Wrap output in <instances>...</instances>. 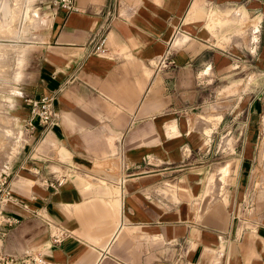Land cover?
Returning <instances> with one entry per match:
<instances>
[{
	"label": "crops",
	"instance_id": "crops-1",
	"mask_svg": "<svg viewBox=\"0 0 264 264\" xmlns=\"http://www.w3.org/2000/svg\"><path fill=\"white\" fill-rule=\"evenodd\" d=\"M32 1L0 0V42L22 67L28 43L11 39L40 38L29 91L53 93L59 118L43 130L34 116L10 163L19 202L4 212L19 222L0 235V253L32 251L44 264H264V0H39L44 18ZM242 56L254 78L211 114L218 87L235 91L239 77L224 80ZM190 113L197 136L231 113L238 146L227 158L221 146L156 142ZM54 226L68 232L58 243Z\"/></svg>",
	"mask_w": 264,
	"mask_h": 264
},
{
	"label": "rangeland",
	"instance_id": "rangeland-1",
	"mask_svg": "<svg viewBox=\"0 0 264 264\" xmlns=\"http://www.w3.org/2000/svg\"><path fill=\"white\" fill-rule=\"evenodd\" d=\"M33 5L38 7L39 15L41 18H44L45 10L40 6L39 0H33ZM7 25V23L2 24V27ZM10 25V24H8ZM255 25V24H254ZM43 27V23H39L36 28L32 31L35 34H39L41 28ZM252 28H256L252 26ZM252 29V31L254 30ZM26 29L24 30V32ZM245 29L240 32L241 35H245ZM255 33H253L252 38L250 40H255ZM12 42L17 43V46H21L26 48V46L19 45V42L28 43L27 49L25 51V58L23 61V65L21 67V62L23 56H19L17 52H15V48L10 44V42H0V48H10L11 52L9 56H3L0 51V64H5L11 61V66L9 70H2L3 67L0 66V174L5 171H9L10 163L14 157V155L18 152L19 149L24 148V143L28 140V130H27V121L31 115L30 106L27 103L26 98L30 95V84L34 81L35 76L38 73V65L40 58V38L38 39H23L20 37H15L11 39ZM226 41H234L236 43H245L247 44L248 40L242 37L240 40L234 39L232 37H227ZM9 45H11L9 47ZM1 50V49H0ZM248 58L242 56V62L240 63V67L238 68V72L235 73L234 76L227 75L224 82L225 83H233L232 79L237 78L235 81L236 89L234 92H227L226 87H218L215 92V95L211 97L208 104V112L215 113L217 111L223 112L226 110H230L232 103L234 101V97L236 95L241 94L242 91L246 90L245 86L246 79L247 81L254 78L252 72H250L247 68L248 66ZM13 60V61H12ZM21 67V75L18 79L14 76L17 68ZM262 72L258 71L256 77H261ZM234 77V78H233ZM238 81L241 84L237 83ZM218 93V95H216ZM6 103L9 105L7 106ZM199 108L195 109L198 110ZM8 111L9 117L14 120L15 127L11 124L8 119V116L4 113ZM189 117L179 119L175 124L177 125V131L175 133H167L165 135L159 136V139H156V142L161 143L164 146H191V144L204 143L211 144L210 146H221L226 153V158L228 156V152L233 150V146H238V140H234L233 136L229 134L228 129L233 125V118L231 113L226 114V117L223 120V124L221 127L217 128L216 124L213 126L210 135L197 136L192 134V131H196L199 128L195 126V117L197 114L190 113ZM239 122H235L238 124ZM216 126V127H215ZM215 130V131H214ZM214 131V132H213ZM18 132V133H17ZM16 140V141H15ZM228 140V142H227ZM35 141V140H34ZM13 147V148H11ZM184 147V150H185ZM8 150L9 158L6 156V151ZM10 150V151H9ZM4 153L5 156H4ZM227 175V174H226ZM224 176L222 181L225 182L228 179V175ZM10 177V176H9Z\"/></svg>",
	"mask_w": 264,
	"mask_h": 264
},
{
	"label": "built area",
	"instance_id": "built-area-1",
	"mask_svg": "<svg viewBox=\"0 0 264 264\" xmlns=\"http://www.w3.org/2000/svg\"><path fill=\"white\" fill-rule=\"evenodd\" d=\"M52 5L56 8L71 9L73 0H51ZM102 37L95 45V50H105ZM165 58H162V61ZM30 106L31 115L27 121V128L32 130L36 123L33 117H37V123L42 126V129L48 128L52 123H55L59 118V112L54 105L53 93H41L39 96H29L26 98ZM10 171H5L0 174V235L6 233V227L19 222L17 216H12L4 212L5 204L8 202L18 203V198L13 194L12 187L9 184ZM64 180V176H59L52 180H48L49 186H57ZM68 232L59 226H54L51 230V242L58 243L64 239ZM18 261L20 264H44L45 260L42 255L32 251L25 252L20 258H15L10 254L0 253L1 264H13Z\"/></svg>",
	"mask_w": 264,
	"mask_h": 264
},
{
	"label": "bare ground",
	"instance_id": "bare-ground-1",
	"mask_svg": "<svg viewBox=\"0 0 264 264\" xmlns=\"http://www.w3.org/2000/svg\"><path fill=\"white\" fill-rule=\"evenodd\" d=\"M16 141V140H15ZM11 148H13V147H11ZM6 151V153L8 152V150H5ZM10 151V150H9ZM6 153H4V156H5V154ZM8 155V153L6 154V156ZM8 158H9V156H7Z\"/></svg>",
	"mask_w": 264,
	"mask_h": 264
}]
</instances>
